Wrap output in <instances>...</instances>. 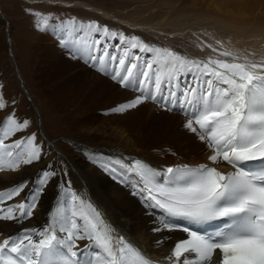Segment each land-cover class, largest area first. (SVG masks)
<instances>
[{"label": "snow or ice", "instance_id": "obj_1", "mask_svg": "<svg viewBox=\"0 0 264 264\" xmlns=\"http://www.w3.org/2000/svg\"><path fill=\"white\" fill-rule=\"evenodd\" d=\"M25 11L36 15L30 7ZM48 27V20L41 18L37 30ZM87 28L89 39L62 37L60 45L71 58H86L93 70L135 93L109 112L124 114L153 103L164 112L182 114L183 129L208 150V163L196 166L156 169L140 159L108 166L148 215L159 214L152 231L186 234L165 259L170 264H264V57L229 50L217 40L218 47L200 45L211 48L215 57L190 59L107 25ZM7 108L0 94V112ZM29 126L14 109L0 120V160L7 158L0 162V172H18L43 159V142L35 133L24 135ZM221 162L233 171H220ZM57 175L49 165L31 189L27 180L0 188V221L30 220ZM60 195L58 203L68 206V214L54 211L43 227H22L0 240V264H159L116 235L90 201L76 193L70 201L68 193ZM18 196L21 202L8 203Z\"/></svg>", "mask_w": 264, "mask_h": 264}, {"label": "rangeland", "instance_id": "obj_2", "mask_svg": "<svg viewBox=\"0 0 264 264\" xmlns=\"http://www.w3.org/2000/svg\"><path fill=\"white\" fill-rule=\"evenodd\" d=\"M47 1L39 0L31 4L22 0H0V85L3 86L0 94L8 102L7 111L0 112V119L14 109L18 119L29 120L26 135L35 133L46 138L50 148L45 156L54 168L57 164L52 159L62 157L57 146L82 160L86 159V155L77 150L79 145L74 138L79 134L94 133L102 141L108 142L122 137L130 146L158 153L177 148L179 156L173 158V162L183 159V156L180 157L182 151L185 155L197 152L199 140L183 129L185 116L182 114L164 112L153 103H146L138 110L124 114L110 113L109 109L131 99L135 93L121 89L93 70L86 58H71L60 45L62 37L89 39V24L107 25L113 31L135 35L153 45L147 40L156 39L138 28L134 29L136 27L132 24L150 26L164 21L167 15L160 12L161 7L155 5L148 9V1L138 0H64L71 3L67 6ZM76 3L92 7L93 10ZM26 7H30L36 15L27 14ZM100 11L111 19L103 17ZM187 11L182 8L174 16ZM41 18L49 22L46 31L37 30ZM172 18L169 17L168 21ZM166 36L171 35L162 37ZM162 39L167 42L163 48L180 53L184 50L183 55L187 57L195 54L193 44L186 39ZM110 50L118 51L114 48ZM13 100L14 105L11 103ZM50 102L55 105V111L48 106ZM66 115L71 119L62 120ZM168 155L173 157L175 154L170 152Z\"/></svg>", "mask_w": 264, "mask_h": 264}, {"label": "bare ground", "instance_id": "obj_3", "mask_svg": "<svg viewBox=\"0 0 264 264\" xmlns=\"http://www.w3.org/2000/svg\"><path fill=\"white\" fill-rule=\"evenodd\" d=\"M22 1L31 4L36 1L39 2V0ZM138 1H148V3L146 2L148 9H152V7L158 5L161 7L160 12L167 15L164 21L157 22L150 26L132 24L136 27L134 29L138 28L139 31L148 34L147 36L150 35L151 38L156 39L147 40L153 43L152 46L162 47L164 43H167L164 42V39L161 40V38L166 39L171 37L174 40L186 39L190 44H193L195 53L193 57L188 58L206 60L209 56L215 57L216 54L211 51V48L201 49V42L211 45L212 47H218L216 41L220 40L229 50L241 53H253L256 58L264 57V0ZM47 2L51 4L58 3L61 4V6L71 4L64 0H49ZM76 4L90 9L91 11L93 10L92 7H88L84 4ZM182 8H186L188 11L174 16V14ZM100 13L103 17L111 19L109 15L101 11ZM169 17L174 18L168 21ZM125 25L128 26L129 23ZM214 33L217 36H214ZM163 35L171 36L162 37ZM183 53L184 50L181 54L183 55ZM48 106L52 111L56 110L53 103ZM58 116L59 118L61 117L60 115ZM70 116L66 115L62 120L68 118V120H70ZM2 119L3 118L0 120ZM76 125L78 126L77 123ZM24 135H26V133H24ZM37 138L44 144L43 159L33 165L23 167L18 172H0V188H4L5 186L10 187L21 180H27L30 182L29 189H31L36 183V178L41 175L42 170H47L48 166L51 165L47 156H45V152L50 148L49 143L46 138H41L40 135H37ZM74 139L79 145L77 150L83 152L86 155V159L82 160L69 151H63V148L60 149L55 144L59 152H61V156L64 157H55V159H52L57 164L55 169L58 175L48 183L39 201V206L30 220H26L23 224H18L15 221H0V240L8 235L14 234L22 227H43L45 223L49 221L50 213L54 211H63L65 214H68V206L64 202L58 203L61 201L60 194L65 192L68 193L67 199L70 201L72 193H76L85 201H90L91 204L99 210L103 218L115 230L116 235L130 240L151 259L170 264V261L166 260L165 257L170 255L172 243L183 237V233L179 230L172 232L152 231V229L159 224V214L153 216L148 215L147 210L141 205L139 199L131 195V189L125 184L119 183L115 178V176H119V173L111 172L108 166L112 165L119 167L117 164L118 160L129 162L135 158H140L150 163L156 169L185 164L196 166L202 163H208V150L206 146L197 139L200 143L196 149L197 152L185 155L186 153L182 151L183 153L180 154V157L183 156V159L173 162L172 159L179 156L177 148L158 153L154 150L148 151L139 147L135 148L134 146H130L128 145V141H124L122 137L109 142L102 141L94 133L93 135L79 134L76 135ZM82 146H86L88 149H83ZM134 149L141 152V154H138ZM170 152L175 155L173 157L169 156L168 153ZM84 154L81 153V155L85 156ZM0 162L6 163L7 158L0 160ZM218 168L231 171V168L226 166L223 162L218 165ZM123 179L127 180L126 177H123ZM19 202H21V197L18 196L8 203ZM153 211L156 212L157 210ZM165 236H170L171 239L165 240L163 244L157 245L156 241ZM80 243L83 245L87 243V241H82ZM190 264H194V262L190 261Z\"/></svg>", "mask_w": 264, "mask_h": 264}]
</instances>
